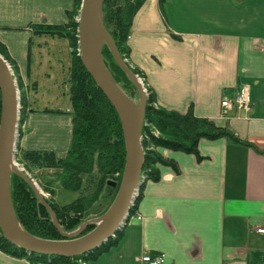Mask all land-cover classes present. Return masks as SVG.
<instances>
[{
    "label": "crops",
    "instance_id": "0c3cea01",
    "mask_svg": "<svg viewBox=\"0 0 264 264\" xmlns=\"http://www.w3.org/2000/svg\"><path fill=\"white\" fill-rule=\"evenodd\" d=\"M74 4L0 0V42L30 102L42 99L33 27L68 23ZM128 45V63L144 76L156 107L192 112L251 146L203 140L200 158L161 150L179 171L160 167L161 180L146 184L119 244L88 264H143V256L158 254L164 264H264V237L254 230L264 223V0H144ZM243 86L251 111L223 116L222 101H234ZM21 129L22 148L39 150L58 135L61 155L54 152L67 157L70 115L29 113ZM0 264L33 263L0 251Z\"/></svg>",
    "mask_w": 264,
    "mask_h": 264
},
{
    "label": "trees",
    "instance_id": "16d2710c",
    "mask_svg": "<svg viewBox=\"0 0 264 264\" xmlns=\"http://www.w3.org/2000/svg\"><path fill=\"white\" fill-rule=\"evenodd\" d=\"M82 0H75L73 11L69 12V22L64 25H35L34 34L38 36L58 38L69 43L71 64L68 79L69 111L59 109H44L36 111L34 102L29 101V95L24 91V85L20 83V120L22 126L29 113H56L68 114L72 117V141L71 148L66 158L60 159L52 150H26L18 145V161L31 169L48 170L54 172L52 181L46 182V191L50 193L51 200L47 204L57 215L62 230L66 233L75 231L94 214L96 205L103 198L107 181L114 180L119 184L125 166L126 149L122 125L120 119L104 93L96 85L90 74L83 66L79 55L78 21ZM144 0H105L104 1V25L116 43V46L124 60L130 54L128 40L135 14ZM0 55L11 65L16 73L15 63L10 60L7 48L0 42ZM104 62L114 77L117 84L131 97L138 94L125 73L115 63L107 46L103 49ZM134 74L144 79V76L135 68ZM147 108L145 113L144 129L142 133V145L145 152L142 175L145 177L140 186V193L135 205L129 211L132 218L137 212L145 186L148 182L161 180L160 167H170L178 172V166L174 160L165 158L161 150L182 152L195 155L200 158L199 144L201 141H215L227 139L235 144L250 147L251 145L238 138L228 128L218 127L213 121L198 118L192 112L181 115L158 108L156 96L147 86ZM37 84H28L27 88L36 90ZM1 114V93H0ZM156 130L161 134L157 136ZM23 132L20 130V136ZM60 182L63 189L77 193V198L66 205L55 201V191L51 188L54 183ZM112 189V188H111ZM12 199L18 220L30 234L47 239L62 240V236L52 223V217L47 208L36 197L33 189L26 181L17 176H12ZM117 194L115 190L111 202L103 212V215ZM95 225H90L84 235L91 232ZM124 229L118 231L115 238H111L105 245L86 255L75 258H60L40 256L15 247L7 242L0 230V251L12 257L26 259L33 264H88L96 261L111 248L117 246L123 238Z\"/></svg>",
    "mask_w": 264,
    "mask_h": 264
},
{
    "label": "water",
    "instance_id": "95a60500",
    "mask_svg": "<svg viewBox=\"0 0 264 264\" xmlns=\"http://www.w3.org/2000/svg\"><path fill=\"white\" fill-rule=\"evenodd\" d=\"M104 1L82 0L78 19V43L81 62L96 85L115 109L125 142L126 158L120 184L107 181V186L117 190L114 201L101 216L89 219L75 231L62 230L57 215L47 204L35 183L14 164L16 129L20 113V93L14 72L0 55V230L4 239L29 254L60 258L86 255L105 245L121 228L128 216L133 196L140 185L145 152L142 145L147 93L143 83L123 59L115 41L104 25ZM107 46L115 63L125 73L138 92V100L131 98L114 80L104 62L103 49ZM23 178L36 197L47 208L52 223L62 240H47L25 230L17 218L11 191L12 176ZM95 228L83 234L90 226Z\"/></svg>",
    "mask_w": 264,
    "mask_h": 264
},
{
    "label": "rangeland",
    "instance_id": "374dc122",
    "mask_svg": "<svg viewBox=\"0 0 264 264\" xmlns=\"http://www.w3.org/2000/svg\"><path fill=\"white\" fill-rule=\"evenodd\" d=\"M34 40L35 47L33 49L32 59L34 67H37V64L41 63L40 72L36 74L35 79L41 84L42 88L39 94L42 99L35 101L33 103V107L36 109V111H41L46 108L48 110L59 109L63 112H66L68 108L70 109L68 86H65V82L68 79V68L71 60V52L69 53L68 42L66 40L50 37H42L41 39V37L38 35L34 36ZM43 41H46L47 43H42ZM47 75H50L51 77ZM30 94L31 93H29V95ZM132 96L135 100H138V94L133 93ZM154 133L157 136L161 135L157 130ZM58 140V135H49L47 145H44L41 150H56L55 152H57L60 156L62 149L59 145H57L59 143ZM21 165L22 166H20V168L23 170L22 173H25L27 177L37 184L36 187L43 195L44 199L51 200L52 197L50 193L46 191V186L48 185L46 182L50 178H52V181H55L53 180L54 172L48 170L31 169L24 166L23 164ZM51 188L56 193L55 201L61 205L69 204L77 198V193L66 191L63 189L60 182L54 183ZM114 192V189H106L103 198L101 199L100 203L96 205V210L93 212L94 214L90 216V219L99 217L98 215L100 212H103L106 207L109 206Z\"/></svg>",
    "mask_w": 264,
    "mask_h": 264
},
{
    "label": "built area",
    "instance_id": "2783aa9c",
    "mask_svg": "<svg viewBox=\"0 0 264 264\" xmlns=\"http://www.w3.org/2000/svg\"><path fill=\"white\" fill-rule=\"evenodd\" d=\"M264 49V48H263ZM223 107V116H226L229 111H231L233 108H236L237 110L244 111V112H250L252 109V101H251V95L249 88L246 86H243L241 90L237 93L236 98L234 101L225 99L222 102ZM18 154L17 148L15 149V155ZM14 164L17 166L18 169L23 171L20 166H22L18 160L14 161ZM139 190H137L133 197V204L135 203L136 198L139 196ZM141 219V217H139ZM255 232L261 236L264 237V223L257 226L255 229ZM141 262L143 264H164L165 262V256L163 254L159 255H145L141 258Z\"/></svg>",
    "mask_w": 264,
    "mask_h": 264
}]
</instances>
